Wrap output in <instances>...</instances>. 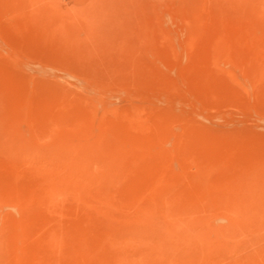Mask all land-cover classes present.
Masks as SVG:
<instances>
[{"label": "rangeland", "instance_id": "374dc122", "mask_svg": "<svg viewBox=\"0 0 264 264\" xmlns=\"http://www.w3.org/2000/svg\"><path fill=\"white\" fill-rule=\"evenodd\" d=\"M0 264H264V0H0Z\"/></svg>", "mask_w": 264, "mask_h": 264}]
</instances>
